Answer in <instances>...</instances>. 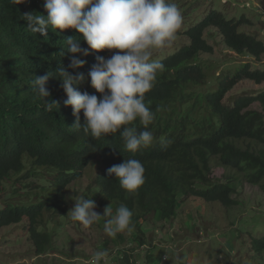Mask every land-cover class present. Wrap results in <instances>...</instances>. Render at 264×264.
I'll return each mask as SVG.
<instances>
[{
    "label": "trees",
    "instance_id": "obj_1",
    "mask_svg": "<svg viewBox=\"0 0 264 264\" xmlns=\"http://www.w3.org/2000/svg\"><path fill=\"white\" fill-rule=\"evenodd\" d=\"M29 11L46 15L43 0H26L17 5L12 0H0V200L6 197L0 207V227L25 219L34 255L50 250L53 231L47 227V216L53 220L67 218L69 200L65 189L83 175L92 161L97 162L98 171L84 191L86 198L97 200L103 209L111 207L113 215L120 203L133 211V235L118 233L101 244L105 250L110 249L109 243L116 244L115 255H108V261L118 264H134L130 252L146 241L141 236L145 234L141 225L151 213L156 220H171L184 200H197L196 197L233 206L240 179L258 185L264 193V89L239 95L229 104L223 102L239 81H264V68L239 63L233 72L230 68L217 80H207L202 58V54L213 52L205 34L212 28L222 36L227 48L258 60L264 55V41L240 30L243 24L250 23L244 15L226 18L211 9L184 31L189 44L159 60L165 70L158 73L152 90L145 95L153 111L161 109L146 129L153 133L154 143L131 153L125 150L119 131L96 139L82 129L72 128L76 118L71 107L64 106L66 95L55 72L60 65L67 67L69 63L64 39L79 34L74 29H50L48 39H44L28 31L20 19ZM111 54L108 50L90 51L83 57L85 65L76 71L87 77L97 55ZM49 71L53 76L46 87L51 99L59 102V110L53 112L45 111L31 83L34 76ZM215 81L216 86L209 87ZM78 90L99 96L87 82ZM256 102L261 110L251 108ZM83 122L81 112L80 123ZM134 123L145 130L139 120ZM130 158L140 160L145 168V183L135 193H128L118 179L108 175L110 167ZM214 166L233 174L226 181L215 179ZM43 170L51 175L49 179L42 177ZM27 178H38L40 182L25 183ZM5 184L9 185L7 191ZM18 193H23L22 197L13 200ZM130 242L135 245L128 248ZM256 244L262 250L264 237ZM153 260V255L147 253L139 262L151 264Z\"/></svg>",
    "mask_w": 264,
    "mask_h": 264
},
{
    "label": "clouds",
    "instance_id": "obj_2",
    "mask_svg": "<svg viewBox=\"0 0 264 264\" xmlns=\"http://www.w3.org/2000/svg\"><path fill=\"white\" fill-rule=\"evenodd\" d=\"M25 2L12 0L15 5ZM43 8L46 15L36 11L20 15L28 31L44 39H48L50 29L55 32L74 29L79 34L64 39L69 63L67 67L60 65L55 72L66 95L64 106H70L76 118L72 128L82 129L96 139H105L108 134L119 131L125 150L131 153L152 145L154 135L146 129L161 109L157 107L153 111L145 102V95L152 90L158 73L165 70V65L152 59V55L154 49L170 47L183 24L177 4L169 0H43ZM104 50L112 54L97 55L87 77L76 71L85 65L83 57L90 51ZM64 54L65 51L61 53ZM52 76L49 71L34 76L31 82L32 90L43 100L47 112L59 110V102L51 99L46 87ZM85 82L99 96L78 90ZM137 120L145 130L138 129L134 123ZM144 173L143 163L133 158L108 169V175L118 179L128 193L137 192L145 183ZM96 207L94 200L80 196L68 213L72 221L86 228L103 220V231L110 237L134 231L133 211L126 204L120 203L114 215L109 206L103 215ZM108 255L107 250H96L88 264H102Z\"/></svg>",
    "mask_w": 264,
    "mask_h": 264
},
{
    "label": "rangeland",
    "instance_id": "obj_3",
    "mask_svg": "<svg viewBox=\"0 0 264 264\" xmlns=\"http://www.w3.org/2000/svg\"><path fill=\"white\" fill-rule=\"evenodd\" d=\"M169 2L176 3L179 7L183 15V24L170 47L153 50L154 60L159 61L173 54L181 46L189 44L184 31L199 22L211 9L223 13L226 18L238 19L244 15L250 23L243 24L240 30L255 34L264 41V0H169ZM205 34L213 46L212 53L202 54L207 80H217L230 68L233 72L239 63L250 62L252 68H264V55L258 60L227 48L222 36L214 28ZM208 85L214 88L216 81ZM263 89L264 81L255 83L243 79L228 91L223 102L229 104L239 95L254 94ZM251 108L261 110L262 107L256 102ZM97 171V162L92 161L83 175L67 186L65 194L69 200V210L78 197L86 198L84 191ZM40 173L44 179L51 177L46 170ZM232 174L231 170L221 166L212 168V176L221 181H226V177ZM36 179L27 178L25 183L40 182L38 178ZM240 181L233 195L237 203L233 206L224 207L217 201H204L199 197H196L197 200L187 198L180 204L177 215L171 220H156L152 213L145 217L141 225L145 234L141 236L146 241L143 245H136L134 251L130 252L131 257L135 259L134 264H142L139 260L142 258L144 260L147 253L154 257L151 264H264V247L259 250V244L255 245L264 237V193L258 185L249 184L242 179ZM8 187L9 185L5 184L6 191ZM22 194L18 193L17 197L12 199H20ZM4 199L6 197L0 200V207ZM94 201L97 205L95 210L103 215L104 209L98 205L97 200ZM103 223V220L97 221L86 228L79 222L72 221L70 213L67 218L56 220L47 216V227L53 231L51 247L46 253L38 256L34 255L28 240L25 219L21 223L1 226L0 264H88L94 251L105 250L101 248V244L109 236L103 231ZM138 233L140 232L137 231ZM252 239L256 240L255 243ZM132 245L135 244L130 242L127 247ZM108 247L109 255H115L118 248L116 244L111 242ZM102 264L118 263L108 261L107 257Z\"/></svg>",
    "mask_w": 264,
    "mask_h": 264
}]
</instances>
